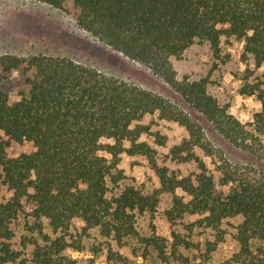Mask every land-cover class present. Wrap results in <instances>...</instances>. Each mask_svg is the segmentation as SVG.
I'll return each mask as SVG.
<instances>
[{"label":"trees","instance_id":"trees-1","mask_svg":"<svg viewBox=\"0 0 264 264\" xmlns=\"http://www.w3.org/2000/svg\"><path fill=\"white\" fill-rule=\"evenodd\" d=\"M34 1L73 4L80 29L189 111L72 58L0 54V264H264V0ZM223 40L242 44L238 94L262 106L248 121L210 76L179 77L195 46L232 62ZM162 121L187 136L171 143Z\"/></svg>","mask_w":264,"mask_h":264},{"label":"rangeland","instance_id":"rangeland-1","mask_svg":"<svg viewBox=\"0 0 264 264\" xmlns=\"http://www.w3.org/2000/svg\"><path fill=\"white\" fill-rule=\"evenodd\" d=\"M223 45L224 52L232 59L226 67L215 58L209 47L195 46L188 51L184 60L176 62L179 77L201 79L210 76L214 84L213 93L231 104L234 115L242 121H248L262 106L254 98L239 95L238 83L232 76L233 71L240 68L242 44L233 42L229 48V42L223 40ZM0 54L22 57L47 54L72 58L103 73L159 93L189 111L183 99L147 68L130 61L80 29L76 22V9L70 3L65 9H58L34 0H0ZM14 81L8 80L2 86L13 101L19 99ZM205 125L212 133L209 126ZM156 130L167 135L171 143H177L187 136L185 129L173 122L162 121ZM34 149L32 143L15 145L10 149V154L30 153ZM122 166L131 177L144 172L136 160L129 157H124Z\"/></svg>","mask_w":264,"mask_h":264}]
</instances>
